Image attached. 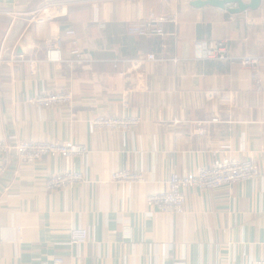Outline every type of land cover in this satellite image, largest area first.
I'll return each mask as SVG.
<instances>
[{
    "label": "crops",
    "instance_id": "0c3cea01",
    "mask_svg": "<svg viewBox=\"0 0 264 264\" xmlns=\"http://www.w3.org/2000/svg\"><path fill=\"white\" fill-rule=\"evenodd\" d=\"M192 0H0V141L73 142L69 162L45 155L0 157V264H254L264 258V59L257 72L200 59L196 43L226 40L234 56L264 57V0L232 14ZM249 1V0H245ZM50 4L52 16L37 22ZM177 13L168 35L128 33L150 13ZM73 28L84 55L71 45ZM62 39V62L46 59L47 38ZM156 54L158 61L140 60ZM174 58V59H173ZM30 61H35L33 68ZM44 91L70 92L71 105L40 107ZM137 116L135 129L96 124ZM224 155L255 158L257 180L203 192L187 189L182 214L150 206L173 171L193 173ZM67 166L84 182L47 188ZM116 170L140 171L119 184ZM73 228L88 230L85 243Z\"/></svg>",
    "mask_w": 264,
    "mask_h": 264
},
{
    "label": "built area",
    "instance_id": "2783aa9c",
    "mask_svg": "<svg viewBox=\"0 0 264 264\" xmlns=\"http://www.w3.org/2000/svg\"><path fill=\"white\" fill-rule=\"evenodd\" d=\"M52 16L50 4L42 6L35 14L37 22H43ZM167 24H178V16L175 12L156 15L150 13L148 17H139L128 22V33L131 35L143 37H164L166 35ZM66 34L73 37L71 45L75 55L73 61L81 62L84 55L80 51L79 41L76 37V31L73 28L66 30ZM46 59L50 62L64 61L62 46L63 42L59 35H53L46 40ZM196 56L202 58H212L215 60L231 61L236 64L239 62L242 66L253 68L256 72L264 57L243 55L240 60L235 59L229 52L224 43L216 41L208 43L198 41L196 43ZM158 61L155 54L142 55L140 60ZM35 61H30L33 68ZM30 103L40 107H50L53 105H71L72 94L70 92L44 91L36 97L29 99ZM140 123V118L130 117H108L96 121L99 126L121 129H135ZM15 150L19 160L24 162H33L45 155L62 156L69 162L74 156L85 154L87 147L74 144L73 142H37L32 140H21L16 144H10L7 141H0V157ZM262 176V167L255 158L241 159L237 156L224 155L216 159L212 166L202 167L193 173L181 174L173 171L168 179V188L148 196L147 202L150 206L168 214H182L185 211L187 189H197L200 191H209L236 182H245L257 180ZM86 179L83 172L67 168L58 175L47 178V188L54 189L61 186L74 185L84 182ZM113 182L125 184L130 182H142L145 180V174L140 171L116 170L111 176ZM88 230L85 228H73L71 230V240L75 244H82L87 241ZM65 259L56 256L42 264H64ZM170 264H178L171 262ZM254 264H264V258Z\"/></svg>",
    "mask_w": 264,
    "mask_h": 264
},
{
    "label": "water",
    "instance_id": "95a60500",
    "mask_svg": "<svg viewBox=\"0 0 264 264\" xmlns=\"http://www.w3.org/2000/svg\"><path fill=\"white\" fill-rule=\"evenodd\" d=\"M262 0H192L191 5L196 8L213 6L226 10L232 14L247 11L249 9L256 10L260 7Z\"/></svg>",
    "mask_w": 264,
    "mask_h": 264
},
{
    "label": "rangeland",
    "instance_id": "374dc122",
    "mask_svg": "<svg viewBox=\"0 0 264 264\" xmlns=\"http://www.w3.org/2000/svg\"><path fill=\"white\" fill-rule=\"evenodd\" d=\"M154 13V12H153ZM172 13V12H171ZM156 14V13H155ZM165 14V13H164ZM177 14V13H176ZM156 15H162V14H156ZM177 16H178V14H177ZM178 22H179V18H178ZM166 31V30H165ZM166 35H168V32L166 31ZM165 35V36H166ZM164 36V37H165ZM150 37H155V36H150ZM164 37H160V38H164ZM216 41H214V42H212V43H215ZM218 42H221V43H224V45H225V47L227 46L228 47V50H229V52H230V54L235 58V59H238V60H240V57H242V56H234L232 53H231V51H230V49H229V46H228V44H227V42H226V40H220V41H218ZM150 54H153V53H150ZM147 55V54H146ZM156 55V54H155ZM198 58H200V57H198ZM174 59V58H173ZM200 59H209V60H215V59H210V58H200ZM231 62V61H230ZM232 63V62H231ZM232 64H234V63H232ZM236 64H240L239 62H237ZM241 65V64H240ZM135 117H137V116H135ZM139 118V117H138ZM214 163V162H213ZM213 165V164H212ZM205 167H207V166H205ZM214 190V189H213ZM210 191V190H209ZM203 192H207V191H203Z\"/></svg>",
    "mask_w": 264,
    "mask_h": 264
}]
</instances>
